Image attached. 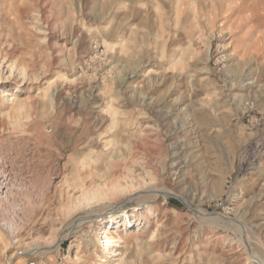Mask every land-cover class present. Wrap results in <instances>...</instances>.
Masks as SVG:
<instances>
[{"label":"rangeland","instance_id":"obj_1","mask_svg":"<svg viewBox=\"0 0 264 264\" xmlns=\"http://www.w3.org/2000/svg\"><path fill=\"white\" fill-rule=\"evenodd\" d=\"M0 182V264H264V0H0Z\"/></svg>","mask_w":264,"mask_h":264},{"label":"bare ground","instance_id":"obj_2","mask_svg":"<svg viewBox=\"0 0 264 264\" xmlns=\"http://www.w3.org/2000/svg\"><path fill=\"white\" fill-rule=\"evenodd\" d=\"M6 101H9V102H14L18 99V96L16 94H10L8 96H6L4 98ZM151 179V178H150ZM1 184V182H0ZM10 184V183H9ZM105 185V184H104ZM107 187V186H106ZM103 188V187H102ZM107 189V188H106ZM106 189H104L102 192L95 189V190H91L89 191L88 193L85 194L84 198H83V201L81 202H77L73 208H76V206H78L79 204H83L85 205L86 207L92 203H94L95 201H98V200H102V199H105V198H108V193L106 191ZM164 191V190H163ZM110 194V193H109ZM158 194V193H157ZM5 193L2 195L4 196ZM65 206V205H64ZM69 207V206H68ZM65 208V207H64ZM67 208V207H66ZM110 210V209H109ZM123 211V208L121 209ZM150 210V207L146 208V211H149ZM62 211V210H61ZM194 211V210H192ZM198 212V211H197ZM106 213V212H105ZM108 213V212H107ZM126 211L124 210L123 211V216H126ZM210 219V218H209ZM88 220V219H87ZM108 223V222H107ZM106 223V224H107ZM5 226L4 227H1L4 231L6 232L7 235H9V233H12L14 232V228L12 225H9V223H4ZM74 228H68L67 229V232H71ZM114 233V230L112 231ZM112 232H108V228H107V225H105L103 228H102V231L97 235L95 236L94 238V241L99 244V245H102L104 246V253L103 255L100 256V260H99V263L98 264H104V262H106V254H109L110 255V258L111 257H114V256H118L117 259L120 261L121 260V257L120 255L123 254L122 252V248L124 247V243H125V240L127 238V234H125V237H117L113 234H111ZM5 234V235H6ZM68 234V233H67ZM68 260L67 262H70L74 259V256L73 254L69 255L68 257Z\"/></svg>","mask_w":264,"mask_h":264}]
</instances>
